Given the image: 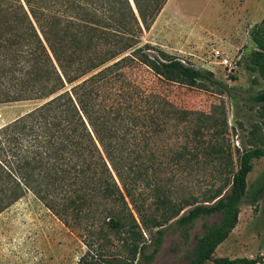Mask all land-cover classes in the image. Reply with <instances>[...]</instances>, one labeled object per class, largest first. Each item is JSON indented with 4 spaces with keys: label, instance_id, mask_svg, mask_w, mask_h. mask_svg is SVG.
Here are the masks:
<instances>
[{
    "label": "trees",
    "instance_id": "obj_1",
    "mask_svg": "<svg viewBox=\"0 0 264 264\" xmlns=\"http://www.w3.org/2000/svg\"><path fill=\"white\" fill-rule=\"evenodd\" d=\"M167 2L0 0V103L47 99L0 128V213L31 190L69 226L85 220L92 229L93 219L103 216L108 221L99 230L124 228L127 197L143 213L137 188L146 181L157 196L156 210L176 218L184 229L199 218L220 214L219 223L198 239L190 264H257L262 257H219L215 251L237 226L241 203L255 205L264 198V170L248 183L264 146L240 152L228 181L204 192L202 200L179 203L161 195L166 187L160 181L171 183L173 177L159 173L166 169L153 147L157 132L126 128L118 120L123 105L110 78L138 60L159 75L215 82L211 71L180 59L153 60L143 52L141 35ZM253 33L258 43L260 31L254 28ZM250 56L251 68L264 80V52L257 49ZM251 99L264 103V90ZM211 151L225 159L220 149ZM158 234L148 261L164 230ZM79 264L120 263L91 255Z\"/></svg>",
    "mask_w": 264,
    "mask_h": 264
},
{
    "label": "rangeland",
    "instance_id": "obj_2",
    "mask_svg": "<svg viewBox=\"0 0 264 264\" xmlns=\"http://www.w3.org/2000/svg\"><path fill=\"white\" fill-rule=\"evenodd\" d=\"M254 28L260 31L258 43ZM140 46L153 60L180 59L214 74L215 82H189L177 73L159 75L138 60L110 78L122 100L118 120L124 127L157 132L153 147L166 169L159 173L173 177L171 183L160 181L166 187L161 195L179 203L193 197L202 200L204 192L228 181L240 152L264 146V103L251 99L264 90V80L250 61L252 51L264 52V0H168L152 26L144 29ZM216 49L228 55L232 66L219 63ZM46 101L0 103V128ZM215 148L225 159L212 153ZM263 170L264 157L254 160L248 183ZM140 184L142 215L127 197L125 227L104 231L99 230L108 221L103 216L93 219L92 229L86 228L85 220L69 226L28 191L0 213V264H79L91 255L120 264H190L198 239L219 223L220 214L199 218L184 229L176 218L156 210L154 190L146 181ZM240 209L237 226L215 256H260L257 264H264V198L255 205L244 200ZM160 229L162 242L148 261Z\"/></svg>",
    "mask_w": 264,
    "mask_h": 264
},
{
    "label": "built area",
    "instance_id": "obj_3",
    "mask_svg": "<svg viewBox=\"0 0 264 264\" xmlns=\"http://www.w3.org/2000/svg\"><path fill=\"white\" fill-rule=\"evenodd\" d=\"M214 56L219 61V63H221L225 66H232V64H233L231 59L228 57V55L225 54V52L220 50V49L215 50Z\"/></svg>",
    "mask_w": 264,
    "mask_h": 264
}]
</instances>
